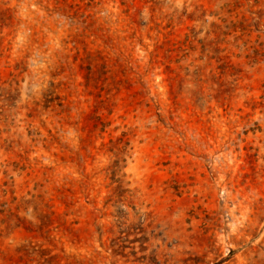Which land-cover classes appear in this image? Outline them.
Instances as JSON below:
<instances>
[{
    "label": "rangeland",
    "instance_id": "374dc122",
    "mask_svg": "<svg viewBox=\"0 0 264 264\" xmlns=\"http://www.w3.org/2000/svg\"><path fill=\"white\" fill-rule=\"evenodd\" d=\"M0 264H264V0H0Z\"/></svg>",
    "mask_w": 264,
    "mask_h": 264
}]
</instances>
